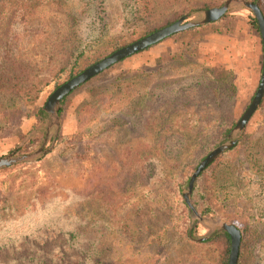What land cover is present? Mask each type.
Here are the masks:
<instances>
[{"label":"rangeland","instance_id":"rangeland-1","mask_svg":"<svg viewBox=\"0 0 264 264\" xmlns=\"http://www.w3.org/2000/svg\"><path fill=\"white\" fill-rule=\"evenodd\" d=\"M87 1L0 0V78L14 76L17 69L31 72L29 78L40 82V86L43 87L37 103L43 110L56 90V81L60 79L63 82L65 79L63 74L59 77V70L69 65L72 60L70 56L74 40L72 23L75 19L72 16L78 14L75 22V26L79 24L77 35L83 37L90 33L88 20L81 16L82 19L79 18V13L86 10L84 5ZM226 1L151 0L153 6L150 15L151 25L153 28H159L177 22L185 16H189L187 21L201 19L206 10L202 9L203 7L220 8ZM106 14L113 27V33L118 35L122 16L119 0H106ZM255 20L252 11L242 5H233L217 22L174 34L157 45L115 64L97 75L98 77L95 76L97 79L94 84L83 87L68 98L63 113L60 115L58 111L60 130L57 136V128L50 126L52 120L45 110L44 118L38 120L35 116L36 110L23 105L21 131L24 138L22 140L16 136L0 138V158L13 152L16 156L30 155L42 146L44 153L33 161L13 165L19 167L13 172L16 180L11 189L16 208L5 210V216L0 219V245L7 246V249L0 251V259L7 261L12 258L8 250L20 248L19 252L15 253V258L20 260L18 264L38 262L47 264L50 251L60 247L63 241V237L52 235L65 230L71 221L68 214H72L80 207H88L93 197H100L103 204L107 203L104 199L112 197L115 212L128 215V220L133 225L138 224L143 230L153 226L159 229L158 233L164 234L171 231L165 227L174 228L172 245L163 248L161 252L155 251L156 253L152 248L138 244V240L125 242L122 233H119L114 239L113 250L117 264H220L224 244L201 245L200 243L204 241L198 240L215 232L217 233L213 237L226 233L218 232L222 223L232 224L238 228L234 223L237 219H246L250 223L262 220L263 222H258L254 226L263 234L264 240V169L262 173L256 175L259 180L251 178V173L243 174L245 176L243 179L237 178L236 173V182L231 173V166L239 158H243L242 152L228 156L231 148L219 157L226 155L225 158L231 163L229 167L221 170L218 183L214 185L218 186V189L211 193L216 210L214 213H202L204 200L199 203V208H196L195 203L199 195L194 192V187L191 204L198 213V216L195 215L184 198L188 184L182 192V200L190 214L189 218L186 214L187 217L184 219L181 199L173 195L177 179L181 176L191 178L200 163L213 150L220 144H229L227 136L231 132L220 136L217 141H214V137H206L215 134V127L207 125L209 121L218 114H229V111H232V117L238 123L256 96L263 74L264 46L261 33L255 29ZM106 48L102 43H96L92 46V53L106 58L110 55L105 52ZM182 52L184 57L176 58V55L179 56ZM9 55L16 59V63L8 62L4 58ZM208 69L215 72L214 77L217 79L227 78L229 72L234 74L238 91L232 110H229L231 104H227L228 95H224L219 99L227 103L216 106L219 107L220 113H214L215 107L212 103L216 99L211 92L208 90L203 92L199 90L200 88L192 87L194 81L192 78L196 75L209 76L206 71ZM143 75L148 76L145 77L146 88L140 91V83L133 80L128 90L132 95L131 113L141 92L149 93L155 86H160L164 102L167 98L183 101V104L175 101L162 108L163 111L160 113L165 116L166 122L158 125L156 116L159 111L156 112L153 102L152 107L144 101L142 106V108L146 106L144 115L142 112L137 114L142 108L136 109L135 115L132 114L133 118L136 116L143 119V122L140 120L137 123L138 127L136 124L132 126L131 119H122L120 114L110 123L109 116L104 111L101 115L100 128L96 131L94 141H90L91 149L88 152L83 147L84 150L72 148L69 144H58L60 136L75 132L76 112L84 100L92 99L97 92L110 87L117 79ZM183 78L191 80L185 82ZM2 84L0 81V86ZM174 89L179 91L175 94ZM151 94L153 95L152 92ZM121 100L120 95L114 96L116 114L126 113L130 108ZM171 105L175 107H170ZM258 110L244 131L235 136L238 138L237 143L245 131L258 133L263 130L260 128L261 115ZM146 120L150 121L149 125L146 124ZM140 132L145 133L137 134ZM168 133L172 134V137L178 135L179 137L170 139L167 143L168 149L165 150L166 147L160 146H166V143L163 144L162 140L157 141L156 137ZM184 134H193L194 137L195 134H201L206 138L203 142L194 138L191 144L184 145L187 140L182 138ZM31 140L36 142L29 148L27 145ZM208 145L211 146L209 149ZM144 151H151L150 156L141 159L140 153ZM259 158L264 168V154ZM142 162H147L155 169L151 178L145 180L143 185L136 186L134 181L140 177L133 175L128 177L130 182L127 183L124 175L130 170L135 174L136 169L142 166ZM164 168L173 172V176L176 177L174 179H171V176L165 177ZM8 177V174H3L1 179L4 181ZM162 180L171 183V189L169 184H163ZM255 181L257 185H254ZM94 193L97 195L92 196ZM102 213L107 215L106 212ZM103 227L105 229V225ZM131 228V232L136 233L138 228L134 226ZM143 233L142 231L137 234ZM254 252L258 255L257 264H264V242L260 248L255 247ZM32 257L35 259L30 261L29 258Z\"/></svg>","mask_w":264,"mask_h":264},{"label":"trees","instance_id":"trees-1","mask_svg":"<svg viewBox=\"0 0 264 264\" xmlns=\"http://www.w3.org/2000/svg\"><path fill=\"white\" fill-rule=\"evenodd\" d=\"M150 1L151 0H119L122 10V16L119 22L121 25V30L118 35H115L113 33L111 22L106 14V0H88L84 5V8L86 7V10H82L79 13V18L82 19L81 17H85V20H88L87 26L90 33L83 37L77 35L76 32L78 30L79 24H76L75 26V22H77L78 14L72 16L73 18H75L74 22L72 23V28H74V40L71 44L70 55L72 60L69 65L64 66L59 70V77L63 74L65 75V79L63 82H61L60 79L57 80L55 89L59 88L74 77L82 74L85 70L100 62L104 58L92 53V46L94 44L102 43L103 46L107 47L105 52L111 55L126 46H129L163 28H166L173 23H176L174 21L165 26L153 28L150 18L153 6ZM252 2L258 3L264 14V0H252ZM202 9L209 10L210 7L207 6L203 7ZM255 29L257 30V32H260L256 20ZM179 57L183 58L184 52H182L179 56L176 55V58ZM4 58H6L8 62H14L16 60L12 55H9V57L4 56ZM206 71L209 76L196 75L192 78L194 80L192 83V87L198 89L200 88L199 90H202L203 92H207L206 90L211 92V95L216 99L213 100L212 103V106L215 107L214 113H220V109H218L219 107L216 106L227 103L226 101H222L221 99H219L220 96L224 95H228L229 102L227 104H231L229 110H232L235 106V98L238 91L234 74L232 72H229V76L227 78L217 79L214 77L215 72L212 69H208ZM26 72L28 74H26ZM30 73L31 72L26 69H17V74H15L14 76H4V78H0V81H2L3 83L2 86H0L1 139L8 138L10 136H16L20 140L24 138L21 131V127L23 124V116L21 110L23 105L33 107L36 110L35 116L38 118V120L44 118V116L46 115L43 108L38 107L37 105L43 87L40 86V82L29 78ZM97 77L81 85L79 88L75 89L69 96L64 98L58 108L59 114L61 115L63 113V107L65 106L66 101L71 95L81 90L83 87H87L92 83L94 84ZM145 77L148 76L143 75L136 78L130 77L123 80L117 79L118 81L116 80V82H114V84H112L110 87L97 92L92 99L90 98V100H84L76 112L77 126L75 132L70 135L60 136L58 138V144H69L72 148L83 147L85 151L88 152L89 149H91L90 141H94L97 133L96 131L100 128L102 112L106 111L109 116L110 123L113 119L115 121L116 116L120 114V116H122V119L124 118L126 120L127 118H129L132 120V126H135V124L137 126V123L140 120H142L143 122V119H141V117L137 118L136 116L133 118L132 114L135 113L136 109L142 108L144 101H146V104H149L151 106L153 102V106L156 108V112L159 111L158 115L156 116L158 125L166 122L165 116L160 112L163 111L162 108H164V106H166L168 103L173 104L176 100H174L173 98H167V101L164 102L163 98L161 97L162 90L160 86H155L149 93L141 92L138 95V101L135 103L134 110L131 113L132 106L130 103L132 100V95L128 92V90L130 86H132L133 80H136L138 83H140V91H142V88L145 89ZM183 79V81L185 82H189V80H191V78ZM135 83L136 82H134L133 84L135 85ZM46 85H48V83L45 84V86ZM178 91V89L173 90L175 94ZM151 92L153 93V95L151 94ZM115 95H120L122 98L121 102H126L129 105L130 108L126 110V113L121 112L116 114V110L114 109ZM149 95L151 97L148 98ZM176 102L179 104H183V101ZM170 107L175 106L171 105ZM145 108L146 106L142 108V110L138 111L137 114L142 112L144 115V113L146 112ZM258 112H260L261 115L260 128L263 129L261 130L263 131V133H260L261 131L258 133H250L245 131L239 143H237L235 147H233L229 151L228 156L231 154H240L241 152L243 156V158H239V160L231 166V173L233 174L234 178L236 173L237 178L239 177L242 179L245 178L243 174L248 175L249 173H251V178L259 180L256 175H259L263 172L264 168L261 165L259 156L261 154H264V99L262 100ZM236 122L237 121L235 120V118L232 117V111H229V114H218L217 117H214L213 120L211 119L207 124L209 126L212 125L215 127V134L211 136L207 135L206 137H214V141H217L220 136L230 133L232 131V128L236 126ZM146 124L149 125L150 121L146 120ZM142 133L145 132H140L137 134ZM195 135L196 136L194 137L193 134H184L182 138H187L186 142L184 140V145L191 144L190 142L191 140L194 141V138L202 142L206 138L201 134ZM178 137H172V134L168 133L156 137V140H162L163 144L166 143V146L160 147H166L165 150H167L168 141H170V139H175ZM201 137L204 138L200 139ZM156 140H154V142H157ZM35 142V140H31L27 146L31 148L33 147ZM208 146L209 147L207 149L211 147L210 145ZM83 148L82 150H84ZM179 151H181V148L179 149ZM150 153L151 151H144L140 153L139 157H141V159L148 158L150 156ZM225 157L226 155L222 156L211 166H209V168L200 176L195 186L194 192H197L199 195V199L197 200V203H195V206L196 208H199V203L204 200V204L202 206L203 214H212L216 211L215 207L213 206L214 202L211 193L214 190L218 189V186L215 187L214 185L218 183V175L221 170H223V168L225 167L230 166L231 162ZM17 168L19 167L13 166L5 170L4 172H0V219L5 216V210H12L13 208H16L15 200L11 194V189L16 180V178L13 176V172L18 170ZM154 170L155 169L152 168L151 165H148L147 162H142V166L136 169L135 174H133V171L130 170L127 172V174L124 175V179L126 177V181L127 183H129L130 180L128 179V177L137 175L140 177V179L134 181V184H136V186L143 185L145 180L151 178L152 172ZM3 174H8L9 176L4 181L1 179V176ZM163 174L166 175L165 177L171 176V179H174L176 177L173 176V172H170V170H168L167 168H164ZM189 180L190 178L186 176H181L180 179H177V182L175 183V192L173 193L174 197H179L181 199V205L185 213L184 219H186L187 216L189 218L190 212L186 207V204L182 200V192L188 186ZM162 181L163 184H169L171 189V183L165 182L164 180ZM235 181L237 182L236 178ZM254 185H257V181L254 182ZM96 195L97 194L95 193L92 194V196ZM104 201H106L107 203L103 204L100 200V197H93L90 204H88V207H80L72 214H68V217L71 220L69 222V226L65 230H61L60 233L53 235L51 234L54 237H63V241L60 247H55V249L50 251L47 264H117L118 261L115 257V253H113V250L115 249L114 239H116L119 233H122V239H124L125 242L138 240V244H143L144 246H146V248H152L154 253H156L155 251L161 252L163 248H167L172 245L174 240L172 236L174 228L165 227L171 231H167L164 234L158 233L159 229L153 226L143 230L139 227L138 224L133 225L128 220V215H124L121 212H115V202L112 197L108 196L107 199H104ZM169 207L170 206L168 205V208ZM102 212H106L107 215L103 214ZM169 217L170 215H168L167 218L168 222ZM240 220H234V223L238 225V228L240 229L242 234L238 264H257L258 255L256 254V252H254V248H260V245H263L264 240L262 236L263 234L254 225L258 222L263 221L259 220L255 223H250L246 219H242L241 221ZM128 222H130V224H128L127 226ZM104 225L105 229L103 227ZM133 226L138 228L136 230V233L131 232V227ZM142 231L144 232L143 234H137L141 233ZM218 243L224 244V250L223 252H221L220 264H229L232 244L229 234H220L200 244L215 245ZM0 247H2L0 248V251L4 248L7 249L6 245H0ZM19 250L20 248H15V250H8V253L12 254V258H9L7 261H4L1 258L0 264H18L20 260L15 258V253L19 252ZM122 258L124 259V256H122ZM29 259L30 261H32L35 258L32 257ZM38 264L45 263L38 262Z\"/></svg>","mask_w":264,"mask_h":264},{"label":"water","instance_id":"water-1","mask_svg":"<svg viewBox=\"0 0 264 264\" xmlns=\"http://www.w3.org/2000/svg\"><path fill=\"white\" fill-rule=\"evenodd\" d=\"M233 5H242L245 8L252 11L254 14L260 33L262 36L263 46H264V15L258 6V4L253 3L248 0H227L223 6L220 8H213L209 10H205L203 12V17L201 19L197 20H191L187 21L189 19V16H185L178 20L176 23H174L171 26H168L166 28H163L129 46H126L115 53L111 54L110 56L104 58L100 62L94 64L87 70H85L82 74L74 77L67 83L60 86L58 89H56L50 98L48 99L46 105H45V112L49 114L52 124L50 126H56L57 132L56 136L60 130V117L58 115V106L62 102L64 98L69 96L75 89L79 88L81 85L85 84L95 76L99 75L100 73L104 72L105 70L109 69L110 67L114 66L115 64L125 60L126 58H129L139 52H142L144 50H147L148 48L157 45L158 43L162 42L163 40L173 36L174 34H178L193 28H197L200 26H204L210 23H214L222 19L230 10V8ZM264 98V67H263V74L261 78V82L258 88V91L256 93V96L254 97L252 103L248 107V109L245 111L239 122L236 124L234 129L231 131V133L227 136V139L229 140V144H220L218 148L213 150L198 166V168L195 170L193 175L190 178L189 181V187L188 191L184 193V198L187 203V205L194 211L195 215L198 216V213L194 210L192 204H191V195L194 190L195 184L197 179L200 177V175L212 164L214 163L221 155L226 153L228 150L233 148L238 141V138H235V136H239L244 129L246 128L248 122L251 120L253 115L257 112L259 109L262 100ZM43 147L40 148L37 152L26 155V156H16L15 152L12 154L0 158V170L11 167L13 165H16L18 163L26 162V161H33L40 157L44 151ZM196 227V225H195ZM218 232H226L231 237V254H230V260L229 264H237L239 259V253H240V245H241V239L242 235L240 230L228 223H222L221 227L219 228ZM217 232L199 239L198 241H206L208 239H211Z\"/></svg>","mask_w":264,"mask_h":264}]
</instances>
